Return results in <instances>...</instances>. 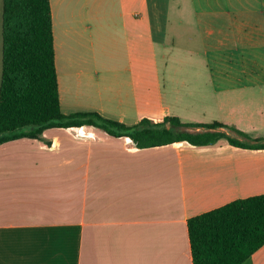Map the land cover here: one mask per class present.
I'll list each match as a JSON object with an SVG mask.
<instances>
[{"label": "crops", "instance_id": "0c3cea01", "mask_svg": "<svg viewBox=\"0 0 264 264\" xmlns=\"http://www.w3.org/2000/svg\"><path fill=\"white\" fill-rule=\"evenodd\" d=\"M50 8L63 114L216 121L264 138V0ZM262 194L264 150H135L91 126L49 129L0 145V264H192L187 220ZM243 264H264V245Z\"/></svg>", "mask_w": 264, "mask_h": 264}, {"label": "trees", "instance_id": "16d2710c", "mask_svg": "<svg viewBox=\"0 0 264 264\" xmlns=\"http://www.w3.org/2000/svg\"><path fill=\"white\" fill-rule=\"evenodd\" d=\"M84 126L126 138L135 150L175 143L207 147L222 140L238 148L264 150V138L251 140L235 127L216 121L184 123L167 116L160 122L143 118L129 126L95 111L63 114L50 0H2L0 145L41 140L49 129ZM187 229L192 264H243L264 245V194L191 217Z\"/></svg>", "mask_w": 264, "mask_h": 264}, {"label": "rangeland", "instance_id": "374dc122", "mask_svg": "<svg viewBox=\"0 0 264 264\" xmlns=\"http://www.w3.org/2000/svg\"><path fill=\"white\" fill-rule=\"evenodd\" d=\"M1 71H2V0H0V78H1ZM190 131H194V130H190ZM229 133L232 136H236L233 132H229ZM242 133L245 134L251 140H255L253 137L254 134L246 133V132H242Z\"/></svg>", "mask_w": 264, "mask_h": 264}]
</instances>
